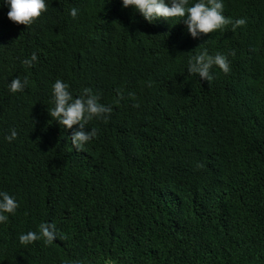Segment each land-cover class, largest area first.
<instances>
[{
	"label": "trees",
	"instance_id": "trees-1",
	"mask_svg": "<svg viewBox=\"0 0 264 264\" xmlns=\"http://www.w3.org/2000/svg\"><path fill=\"white\" fill-rule=\"evenodd\" d=\"M223 3L232 23L196 39L122 0H48L30 26L0 6V190L19 202L0 264H264V0ZM204 50L229 71L190 75ZM58 78L112 108L79 149L48 111ZM48 223L54 241L20 243Z\"/></svg>",
	"mask_w": 264,
	"mask_h": 264
},
{
	"label": "clouds",
	"instance_id": "clouds-1",
	"mask_svg": "<svg viewBox=\"0 0 264 264\" xmlns=\"http://www.w3.org/2000/svg\"><path fill=\"white\" fill-rule=\"evenodd\" d=\"M0 6L9 8L7 17L10 21L30 26L36 18L41 16L42 12L47 11L48 0H0ZM122 7H131L149 23H154L159 18H171L173 22L179 18V22H183L186 32L193 39L232 23L224 15L223 0H122ZM77 14L78 9L73 7L70 15L76 17ZM245 23V19L240 18L235 20L233 27ZM36 60V53H32L31 57L24 59L22 63L31 67ZM213 66H218L224 72L229 71V62L224 54L210 55L207 50H204L189 59L188 72L190 75H197L201 81L210 82L213 78ZM26 83V78L22 81L20 77H16L9 82L8 87L11 92L16 93L22 91ZM51 91L53 106L48 108V111L63 128L72 130V144L77 149L97 135L95 127H86L88 121L93 118L107 119V114L112 112L111 106L101 103L100 97L90 88L85 87L79 95L74 96L69 85L63 79L58 78L51 85ZM73 126L77 127L73 129ZM17 135L16 129H12L6 139L12 141ZM18 206L19 202L13 194L7 190H0V223L6 222L9 214H14ZM41 237L45 238L48 243L54 241L57 238L55 225L48 223L41 225L39 232L21 233L19 241L24 245Z\"/></svg>",
	"mask_w": 264,
	"mask_h": 264
}]
</instances>
